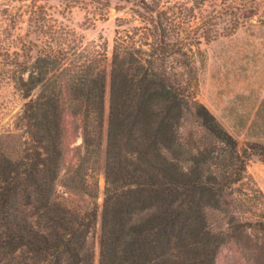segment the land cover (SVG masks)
Returning a JSON list of instances; mask_svg holds the SVG:
<instances>
[{"label": "trees", "instance_id": "16d2710c", "mask_svg": "<svg viewBox=\"0 0 264 264\" xmlns=\"http://www.w3.org/2000/svg\"><path fill=\"white\" fill-rule=\"evenodd\" d=\"M119 1L143 26L116 31L109 71L102 46L62 26L25 54L0 45L27 135L0 133V264H95L96 243L97 264H216L227 245L264 264V193L246 170L264 145L239 147L171 70L178 0ZM181 4L206 41L224 17L234 31L264 15V0Z\"/></svg>", "mask_w": 264, "mask_h": 264}, {"label": "rangeland", "instance_id": "374dc122", "mask_svg": "<svg viewBox=\"0 0 264 264\" xmlns=\"http://www.w3.org/2000/svg\"><path fill=\"white\" fill-rule=\"evenodd\" d=\"M183 1L178 0L177 8L167 9L171 22L167 32L169 38L178 46L181 42L185 48L184 54L174 53L169 59L171 70L191 82L198 101L236 138L239 147L247 142L264 145V15L246 21L234 31L230 29L228 17H224L218 25L219 35L206 41L197 27L196 16L193 18L187 13L181 4ZM165 4L171 6L172 3ZM135 8L138 6L133 2L119 0H109L107 7L97 0H0V45L10 54H25L27 40L40 43L46 39L44 30L62 26L74 32L77 43L95 42L102 46L107 53L106 68L109 71L116 31L124 33L133 26H143L132 11ZM206 8L207 11L213 9ZM8 58L0 57V133L10 130L26 138L19 118L24 99L7 78ZM108 104L107 83L106 117ZM193 124L192 120L188 121V128H193ZM75 138L71 137L72 140ZM102 159L97 172L100 203L104 188ZM246 170L264 193V163L258 156H252ZM95 249L97 264V243ZM216 264L251 263L246 260L245 251L227 245L220 249Z\"/></svg>", "mask_w": 264, "mask_h": 264}]
</instances>
